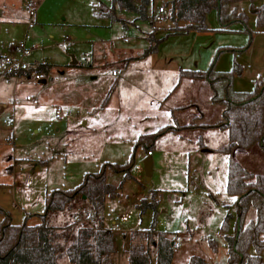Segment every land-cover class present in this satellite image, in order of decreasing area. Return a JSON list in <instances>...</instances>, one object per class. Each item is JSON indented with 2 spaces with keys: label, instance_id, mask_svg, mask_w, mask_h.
<instances>
[{
  "label": "rangeland",
  "instance_id": "rangeland-1",
  "mask_svg": "<svg viewBox=\"0 0 264 264\" xmlns=\"http://www.w3.org/2000/svg\"><path fill=\"white\" fill-rule=\"evenodd\" d=\"M25 1L0 0V52L17 55L16 46L24 43L26 62L51 65L48 73L40 72L45 82L22 73L0 76V209L14 224L34 225L47 191L72 188L103 168L109 183L123 180L117 196L106 198L102 213L105 227L114 233L110 264H128L134 243L130 232L148 229L153 221L173 241L171 264H187L191 256L226 264L224 235L234 233L237 216L234 197L226 193L229 155L219 151L228 143L226 131L179 127L152 140L151 147L142 142L134 147L140 135L175 127L172 109L178 125L223 119L224 106L212 101L207 82L179 78V69L204 71L212 63L215 71L224 72L236 61L242 66L232 81L237 91L252 90L254 81L264 77V27L257 28L254 18V8L264 0L237 4L248 16L246 24L236 21L222 29L212 10L206 19L209 30L171 35L166 34L174 28L172 0H151L145 19L115 7L120 20L97 6L109 7L110 0H33L34 9ZM151 32L161 41H153ZM156 43L157 50L144 55ZM233 154L252 172H264L263 147ZM148 156L149 181L143 164ZM130 161L131 177L123 179L114 166ZM143 198L155 201L156 213L153 208L141 212ZM84 207L51 213L48 224H71L74 231L83 223L79 213ZM228 212L232 218L223 232ZM254 218L251 207L245 222ZM150 252L155 264V247ZM57 261L72 264L64 254Z\"/></svg>",
  "mask_w": 264,
  "mask_h": 264
},
{
  "label": "trees",
  "instance_id": "trees-1",
  "mask_svg": "<svg viewBox=\"0 0 264 264\" xmlns=\"http://www.w3.org/2000/svg\"><path fill=\"white\" fill-rule=\"evenodd\" d=\"M110 1L111 6L109 7L102 2H99L97 6L103 15L114 20H120L115 15V7L134 12L139 15V18L145 19L147 7L151 3V0H137L138 3L136 0ZM243 1L253 3L254 0H172L169 19L174 23V28L166 35L185 34L190 30H209L206 19L212 10L216 11L222 29L236 21L246 24L247 14L237 8V4ZM254 18L256 27L263 28L264 1L254 8ZM179 22L182 24L178 25ZM153 34L151 32L150 37L155 41ZM156 41L159 42L161 39ZM157 43L145 49L144 55L154 53L157 50ZM247 47H242L237 51ZM210 65V68L204 71L179 69V78L205 80L211 89L212 101L221 102L224 106L223 119L216 123L196 125L192 122L178 125L181 123L174 117L172 109L171 116L176 126L166 125L152 133L140 135L134 148L141 142L151 147L152 140L167 131L178 130L179 127L188 129L195 125L201 128H218L226 131L228 143L219 151L229 155L226 193L234 197L233 207L237 213L234 233L224 235L228 247L226 264H264L262 257L264 251V172H252L233 154L236 149L247 150L255 145L264 148V77H259L254 81L252 90L237 91L233 88L232 81L235 75L241 74V65L234 61L231 70L224 72L215 71L212 63ZM49 68V64L42 63L31 69L48 73ZM31 69L26 73L29 74ZM114 86L115 84H112L107 90L102 105L108 102ZM130 168L131 161L121 166H114L115 171L124 174L123 179L131 177ZM122 181L117 185L109 183L102 168L94 174L85 175L83 180L72 188L51 189L45 193L44 211L39 215L40 222L34 225L27 224L25 221L14 224L11 222L9 212H3L0 209L3 213L0 221V264H59L57 259L61 254H64L72 264H110L109 256L115 249L114 233L105 227L102 213L106 198L117 196L118 189L122 187ZM77 204L85 205L79 213L84 218L81 219L83 223L72 228L74 231L70 229L71 224L60 228L48 224V216L51 213L73 209ZM155 205V201L146 202L145 198L138 204L141 212L147 208H153L156 213ZM251 207L255 209V218L245 222ZM231 218L230 212L226 213L221 225L223 232L229 230ZM130 238L134 243L127 251L128 264H152L150 247L156 249L155 264H171L174 253L173 241L165 232L155 229L154 221L148 229L131 231ZM142 240L146 242V245L142 244ZM187 264L215 263H210L200 256H191Z\"/></svg>",
  "mask_w": 264,
  "mask_h": 264
},
{
  "label": "built area",
  "instance_id": "built-area-1",
  "mask_svg": "<svg viewBox=\"0 0 264 264\" xmlns=\"http://www.w3.org/2000/svg\"><path fill=\"white\" fill-rule=\"evenodd\" d=\"M157 18L160 19V17ZM31 24L32 22L30 21L29 25ZM19 52H20V56L17 57L4 55L0 52V76L14 74V73H22V76H26V77L29 76V78L34 81H40L43 78V75L40 72L31 69L34 66L26 63L22 59V56L27 53V49L25 48L23 43L20 44L19 46ZM30 69L31 72L29 74L26 73ZM56 113L58 115L59 112ZM147 153L150 154L151 151L149 150Z\"/></svg>",
  "mask_w": 264,
  "mask_h": 264
},
{
  "label": "crops",
  "instance_id": "crops-1",
  "mask_svg": "<svg viewBox=\"0 0 264 264\" xmlns=\"http://www.w3.org/2000/svg\"><path fill=\"white\" fill-rule=\"evenodd\" d=\"M25 4H27V6L26 7H33V9H34V7H35V4H36V2L35 3H33V0H26L25 2H24ZM34 5V6H33ZM36 16L34 15V18H35ZM31 26V25H30ZM20 44H22V43H20ZM24 44V43H23ZM19 46L20 45H17L16 46V51L15 52H17V55H18V53H19V56H20V52H19ZM25 46V45H24ZM26 48V47H25ZM27 49V48H26ZM27 52H28V49H27ZM3 54V53H2ZM27 54V53H26ZM26 54L25 55H23L22 56V59L25 61V56H26ZM4 55H8V56H12V57H16L17 55H14V52L12 51V53H9V54H4ZM26 62V61H25ZM26 63H28V64H30V65H32V66H36V63H38V62H34V63H32V62H26ZM42 63H44V64H49V63H47V62H39V64H42ZM49 65H51V64H49ZM44 79V78H43ZM39 82H42L41 80L39 81ZM185 106V105H184ZM184 106H181V108H183ZM221 112H223V110L221 111ZM204 115V113H203V111H201V117ZM206 151V150H205Z\"/></svg>",
  "mask_w": 264,
  "mask_h": 264
},
{
  "label": "water",
  "instance_id": "water-1",
  "mask_svg": "<svg viewBox=\"0 0 264 264\" xmlns=\"http://www.w3.org/2000/svg\"><path fill=\"white\" fill-rule=\"evenodd\" d=\"M41 81L45 82L44 79H42ZM143 164H144V168H145L146 179H147V181H149L151 173H152V160H151V157L150 156L146 157L144 159V161H143Z\"/></svg>",
  "mask_w": 264,
  "mask_h": 264
}]
</instances>
